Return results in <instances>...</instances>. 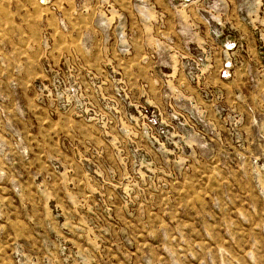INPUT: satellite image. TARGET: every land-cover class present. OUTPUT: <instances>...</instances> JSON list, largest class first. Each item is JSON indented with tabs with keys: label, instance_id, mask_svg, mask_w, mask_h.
I'll return each instance as SVG.
<instances>
[{
	"label": "rangeland",
	"instance_id": "1",
	"mask_svg": "<svg viewBox=\"0 0 264 264\" xmlns=\"http://www.w3.org/2000/svg\"><path fill=\"white\" fill-rule=\"evenodd\" d=\"M0 264H264V0H0Z\"/></svg>",
	"mask_w": 264,
	"mask_h": 264
}]
</instances>
